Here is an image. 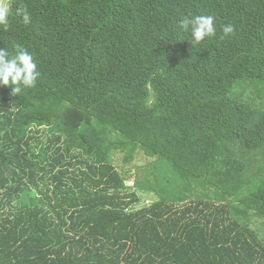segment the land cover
Listing matches in <instances>:
<instances>
[{
  "label": "trees",
  "instance_id": "trees-1",
  "mask_svg": "<svg viewBox=\"0 0 264 264\" xmlns=\"http://www.w3.org/2000/svg\"><path fill=\"white\" fill-rule=\"evenodd\" d=\"M8 9L0 48L41 75L0 85V264H264V0ZM189 13L216 35L193 47Z\"/></svg>",
  "mask_w": 264,
  "mask_h": 264
},
{
  "label": "clouds",
  "instance_id": "clouds-1",
  "mask_svg": "<svg viewBox=\"0 0 264 264\" xmlns=\"http://www.w3.org/2000/svg\"><path fill=\"white\" fill-rule=\"evenodd\" d=\"M24 25L31 23V13L26 7L18 10ZM10 10L0 7V26L5 30L9 27ZM180 29L191 33V45L199 46L205 38L216 35L217 27L212 15H183L178 21ZM224 36L234 33L235 27L228 23L222 26ZM14 52L0 48V85L11 86L12 95L17 96L23 91L35 87L41 73L34 56L22 44H16Z\"/></svg>",
  "mask_w": 264,
  "mask_h": 264
},
{
  "label": "rangeland",
  "instance_id": "rangeland-1",
  "mask_svg": "<svg viewBox=\"0 0 264 264\" xmlns=\"http://www.w3.org/2000/svg\"><path fill=\"white\" fill-rule=\"evenodd\" d=\"M11 0H0V7H7L9 6ZM45 140V137H43ZM152 160V158H149L145 156L143 153L140 154L137 159L127 165V168H125L124 161H123V154L117 153L115 155V164L118 167L119 170L125 171V172H131L133 173V176H135V173L138 168H141L143 166H146L148 161ZM132 176L131 180H128L129 185L134 184V177ZM141 197V202L138 204V206H144L152 203L156 199V196L152 193H145V192H139Z\"/></svg>",
  "mask_w": 264,
  "mask_h": 264
}]
</instances>
